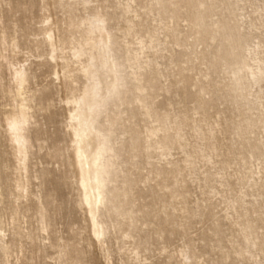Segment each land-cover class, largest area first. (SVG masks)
Listing matches in <instances>:
<instances>
[{
    "label": "rangeland",
    "instance_id": "rangeland-1",
    "mask_svg": "<svg viewBox=\"0 0 264 264\" xmlns=\"http://www.w3.org/2000/svg\"><path fill=\"white\" fill-rule=\"evenodd\" d=\"M98 18L120 78L97 126L102 237L69 124ZM254 65L264 0H0V264H264V73L233 89ZM23 99L27 170L7 125Z\"/></svg>",
    "mask_w": 264,
    "mask_h": 264
},
{
    "label": "bare ground",
    "instance_id": "bare-ground-1",
    "mask_svg": "<svg viewBox=\"0 0 264 264\" xmlns=\"http://www.w3.org/2000/svg\"><path fill=\"white\" fill-rule=\"evenodd\" d=\"M98 19H92L88 22L89 34H91L88 42L90 51L83 50L73 53L75 63L83 67L87 83L83 94L81 93L82 96H79L80 98L76 97L78 100L74 101L69 117L71 123L69 122V124L75 141V162L78 164V172L81 176L80 184L83 190V201L88 208L94 234L97 237H102L105 229L100 221V212L106 198L104 173L106 164L104 142L97 126L100 117L107 109V105L112 102L110 100L118 93L120 78L111 47L110 34L104 21ZM254 66H251L247 73L238 74L239 83L233 88L235 92L243 88L250 93L255 87L257 77L263 78L264 71ZM13 74L16 78L17 94L21 97L28 79L27 71L23 68H17ZM22 101L23 108L20 109V113L10 118L7 125L19 166L21 170H27L29 148L27 134L30 116L25 108L26 99ZM255 124L256 121L251 119L244 130H247L249 125L253 127ZM25 189L26 186L18 181L17 190L23 192ZM1 240H3L2 237Z\"/></svg>",
    "mask_w": 264,
    "mask_h": 264
}]
</instances>
